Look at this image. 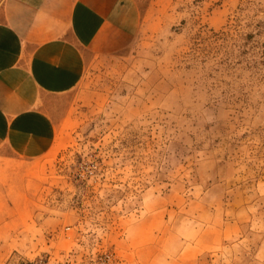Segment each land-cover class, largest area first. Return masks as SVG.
<instances>
[{
    "label": "rangeland",
    "instance_id": "1",
    "mask_svg": "<svg viewBox=\"0 0 264 264\" xmlns=\"http://www.w3.org/2000/svg\"><path fill=\"white\" fill-rule=\"evenodd\" d=\"M130 44L0 149V264H264V0H136Z\"/></svg>",
    "mask_w": 264,
    "mask_h": 264
},
{
    "label": "crops",
    "instance_id": "2",
    "mask_svg": "<svg viewBox=\"0 0 264 264\" xmlns=\"http://www.w3.org/2000/svg\"><path fill=\"white\" fill-rule=\"evenodd\" d=\"M140 25L136 0H0V149L51 152L49 97L72 92L91 55L123 50Z\"/></svg>",
    "mask_w": 264,
    "mask_h": 264
}]
</instances>
